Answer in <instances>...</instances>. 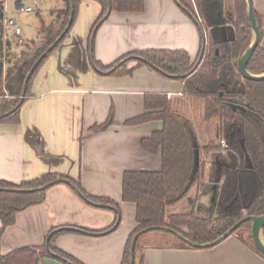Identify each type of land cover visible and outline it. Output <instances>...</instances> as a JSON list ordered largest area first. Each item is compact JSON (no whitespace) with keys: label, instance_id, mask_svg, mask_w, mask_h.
I'll use <instances>...</instances> for the list:
<instances>
[{"label":"crops","instance_id":"1","mask_svg":"<svg viewBox=\"0 0 264 264\" xmlns=\"http://www.w3.org/2000/svg\"><path fill=\"white\" fill-rule=\"evenodd\" d=\"M5 1H0L5 16L16 19L9 15ZM14 1L17 10L31 7H24L26 0H19L20 4ZM54 1V5L38 8L35 36H25L20 25L25 42L38 37L42 19L46 23L56 20L52 10L61 9L64 1ZM254 3L256 12L264 17V0ZM101 11L97 0L81 1L69 36L37 73L31 96L22 107L20 123H0V179L18 184L57 172L79 180L93 196L115 200L119 208L89 204L68 185L57 184L47 191L43 202L17 214L15 223L0 239L1 254L23 246H41L52 229L79 226L100 232L62 234L55 240L56 247L85 264H121L137 224L136 204L122 200L123 174L126 170L162 168L161 154L147 153L141 147L143 138L163 128L162 120L125 122L146 112V94L164 93L173 100L183 99L184 83L148 66L121 76L97 70L90 54L89 34ZM7 36L14 50L18 45L12 37L20 35L8 30ZM201 45L200 27L177 0H146L142 12H111L96 32L93 54L103 65L145 49H182L195 59ZM23 84V75L13 74L5 83L7 94H19ZM111 114L114 122L108 128L92 132L94 125L106 122ZM118 213V227L107 230ZM147 237L148 241H165L145 244L144 264H264V255L235 235L206 249L170 247L172 237L161 233H147L140 239ZM41 264L64 263L46 257Z\"/></svg>","mask_w":264,"mask_h":264},{"label":"trees","instance_id":"2","mask_svg":"<svg viewBox=\"0 0 264 264\" xmlns=\"http://www.w3.org/2000/svg\"><path fill=\"white\" fill-rule=\"evenodd\" d=\"M63 1L64 6L61 9L52 10V13L56 14V20L46 23L42 19L38 37L19 44L14 50L13 41L5 34L3 22L6 16L4 4L0 2V116L19 105L14 111L0 117V123H20L22 107L31 96L37 73L47 58L69 36L82 0H74L73 22L64 37L57 42L68 26L72 11L71 0ZM97 1L101 4L102 11L90 30V50L91 48L94 50L98 28L108 19L112 11L142 12L146 6V0ZM177 1L186 13L199 19L204 33L206 41L204 50L202 51V37L201 49L195 59L182 49L136 50L109 65H103L95 58L93 59L101 72L109 71L110 75H127L138 67L148 66L161 75L182 81L184 97L204 100L205 120L215 126L217 134L215 140L200 147L191 118L178 112L175 109V100L164 93L146 94V112L126 120V124H139L154 119L162 120L163 128L155 130L141 141V147L145 152L161 154L162 168L159 171L126 170L123 174L122 200L136 204L137 224L128 238L121 264H131L133 237L147 227H157L151 231L162 230L170 233L173 239L168 244L170 247L206 249L235 235L248 241L260 252L253 240L252 242L249 240L252 226L250 219L240 224L217 244L208 245L220 238L245 216L264 213V129L262 131L257 121L251 116L252 113L257 114L264 122V80L256 81L243 77L237 65L239 56L252 41L247 1L194 0L196 11L181 0ZM18 4H20L19 0ZM228 9L231 11L230 14ZM256 16L262 27L261 16L257 12ZM229 25L234 30V36L224 39L222 31ZM55 42L57 44L52 47ZM44 53L45 56L29 79L25 96L22 98L23 88L17 95H8L6 81L15 73H21L25 80L34 63ZM200 55L201 60L198 62ZM131 61H136V64L129 67L128 63ZM248 69L254 74L264 72V45L261 41L248 62ZM239 100L243 101V104L238 103ZM113 122L111 114L106 122L94 125L91 130L100 132ZM222 140H225L229 149L234 152L237 162L225 167L222 181L218 186L213 213L209 214L203 207L195 204L183 207L182 202L193 191H196V200L200 201V192L209 184L201 157L202 150L207 153L221 152ZM64 180L69 182L66 183ZM47 184L50 185L41 189ZM57 184H66L80 197L79 192L103 207L110 205L119 208L115 200L93 196L84 189L79 180L57 172H48L18 184L0 179V219L2 221L0 239L5 230L15 223L20 211L43 202L47 191ZM116 222L107 230H115L118 227ZM75 227L88 234L100 232L85 227ZM164 228L174 230L183 238ZM247 231H250L249 238L245 234ZM68 232L80 231L65 228L52 229L48 235L50 251L46 243L41 246L19 247L6 254L0 253V264H41L46 257L55 258L64 264H85L56 247V238ZM140 237L136 243L134 264L145 262L144 252L139 254ZM189 242L202 246L196 247Z\"/></svg>","mask_w":264,"mask_h":264},{"label":"rangeland","instance_id":"3","mask_svg":"<svg viewBox=\"0 0 264 264\" xmlns=\"http://www.w3.org/2000/svg\"><path fill=\"white\" fill-rule=\"evenodd\" d=\"M3 1V0H0ZM184 2L187 6H189L191 9L196 11L195 4L191 0H181ZM6 9L9 13V15H13L16 17L17 22L23 27L25 36H35L36 35V28H37V22H38V8H46L50 6V4L54 5V0H26L24 3L25 6H31L34 8L32 12H27L25 10H17L15 1L14 0H6ZM232 8V5H230ZM230 10L228 9V14H230ZM263 25H264V17H262ZM48 19V18H47ZM49 20V19H48ZM262 25V38L261 43L264 45V26ZM225 39L232 38L234 36V30L232 27L226 26L224 29ZM253 37V32H252ZM14 39V43L16 45L25 43V40L22 38V35L19 37H12ZM23 40H22V39ZM136 64V61H131L128 63V65ZM175 109L178 112H181L183 114H186L188 117L191 118L197 132V140L200 147L205 145L206 143L215 140L217 138V134L215 132V126L211 124V122H207L205 120V102L203 99L200 98H188L184 97L183 99H176L175 100ZM251 116L257 121L259 124V127L263 131L264 129V122L263 120L257 115L252 113ZM222 151L221 152H209L202 150L201 157L205 164V171H206V179L209 181L210 186L208 187L205 194H203V190L200 192V201H197L195 196L196 193L192 192L190 193L185 200L182 202L183 207H190L193 206V203L195 205H199L203 207V209L209 213L212 214L215 207L216 202V193H217V187L222 181V177L224 174V170L226 165L231 163H236L237 158L233 151L229 149L228 146H224L222 144ZM189 197H191V200H189ZM195 199V200H194ZM194 200V201H193ZM147 233H161L163 236H172L170 233L162 231V230H156V231H148ZM144 233L143 235L147 234ZM249 233V234H248ZM247 237H250V231L245 232ZM142 235V236H143ZM146 237V236H144ZM248 237V238H249ZM251 238V237H250ZM252 242V239H250ZM147 238H141L139 243V254L144 252L145 244L151 243V242H161L164 243L165 240H161L160 238L158 240H149ZM166 241H168L166 239ZM60 261V260H59Z\"/></svg>","mask_w":264,"mask_h":264},{"label":"water","instance_id":"4","mask_svg":"<svg viewBox=\"0 0 264 264\" xmlns=\"http://www.w3.org/2000/svg\"><path fill=\"white\" fill-rule=\"evenodd\" d=\"M246 1H247V7H248V17H249V20H250L251 26H252L253 37H252V41H251L250 45L239 56V58L237 60V65H238L239 72L241 73V75L243 77H245L247 79H250V80L261 81V80H264V72L263 73H260V74H254V73H251L249 71V69H248V62H249L252 54L254 53L256 47L259 45V43L261 41L262 31H261V27H260V24H259L258 19H257V16H256V10H255L254 0H246ZM71 2H72V11H71V17L69 19L68 26L66 27L65 31L60 35V37L58 38L57 42L61 38L64 37L65 32L69 29L70 25L73 22L74 12H75V4H74V0H71ZM110 11H111V6L109 7V12ZM192 17H193L194 21L196 22V24L201 29L199 19L196 18L195 16H192ZM201 33H202V37H203V45H202V51H203L204 50V47H205V44H206V41H205L204 33H203L202 29H201ZM57 42H55L52 45V47H54L57 44ZM9 44H10V41H9ZM90 54H91V58L94 59V54H93L92 48L90 50ZM44 56H45V53L34 63L33 67L31 68V70L29 71V73L27 74V76L25 77L24 84H23V96H22V98L25 96V92H26V88H27L29 79L31 78L33 72L35 71V68L38 66V64L40 63V61L42 60V58ZM200 60H201V55H200V57L198 59V62ZM93 65H94V67L97 70H99L98 67L96 66V64L94 63V60H93ZM237 102L240 103V104H243V101H241V100H239ZM18 106L19 105H17L15 108H13L11 111H9L8 113H6L4 115H7L10 112L14 111ZM4 115H1L0 117H2ZM59 181L60 180H58V182ZM64 181L66 183L69 182L68 180H64ZM49 185L50 184L44 185V186L41 187V189H44V188L48 187ZM217 193H218V187H217ZM217 193H216V197H217ZM79 194L81 195V197L85 201H87V202H89L91 204H94V205H101V204H98V203H95V202L91 201L83 193L79 192ZM195 198H196V196H195ZM189 200H191V197H189ZM193 205H194V203H193ZM107 206L112 207L110 205H107ZM120 219H121V215H120V213H118L116 225L119 224ZM249 219L252 221V226H251V237H252V240H253L256 248L264 255V234H263V228H264V213L263 214H259V215L245 216L240 221H238L235 225H233L227 232H225L220 238H218L217 240L209 243L208 245L209 246H212V245L217 244L222 239H224L228 235H230L240 224H242L244 221L249 220ZM63 228H65L67 230L85 232L84 230H82L80 228L72 227V226L71 227L70 226L69 227H62L60 229H63ZM156 228L157 227H147V228H144V229L140 230L137 234H135V236L133 237V240H132V245H131V264H134L135 263V248H136V243H137L138 238L141 235H143L144 233H147L148 231L154 230ZM164 229H166V230H168L170 232H173L176 235H178L179 237L183 238L182 235L178 234L177 232H175L172 229H169V228H164ZM49 240H50V236H48L47 239H46V247H47L48 251H50ZM189 243L191 245H193V246H196V247H201L202 246V245L197 244V243H194V242H189Z\"/></svg>","mask_w":264,"mask_h":264},{"label":"built area","instance_id":"5","mask_svg":"<svg viewBox=\"0 0 264 264\" xmlns=\"http://www.w3.org/2000/svg\"><path fill=\"white\" fill-rule=\"evenodd\" d=\"M24 10L25 11H31L32 8L31 7H25ZM3 24H4L6 36H7L8 30L12 31V33L16 36H19L22 34V28L16 19L11 18V17H5ZM222 144L224 146H227V143L225 140H222Z\"/></svg>","mask_w":264,"mask_h":264}]
</instances>
